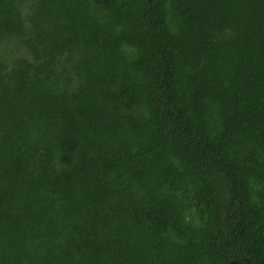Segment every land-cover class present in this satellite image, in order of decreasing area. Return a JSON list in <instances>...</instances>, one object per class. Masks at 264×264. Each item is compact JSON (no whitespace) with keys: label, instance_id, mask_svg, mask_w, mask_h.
<instances>
[{"label":"trees","instance_id":"trees-1","mask_svg":"<svg viewBox=\"0 0 264 264\" xmlns=\"http://www.w3.org/2000/svg\"><path fill=\"white\" fill-rule=\"evenodd\" d=\"M0 264H264V0H0Z\"/></svg>","mask_w":264,"mask_h":264}]
</instances>
